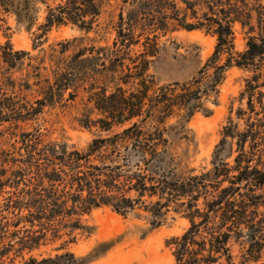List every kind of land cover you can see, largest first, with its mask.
Listing matches in <instances>:
<instances>
[{
	"label": "trees",
	"instance_id": "obj_1",
	"mask_svg": "<svg viewBox=\"0 0 264 264\" xmlns=\"http://www.w3.org/2000/svg\"><path fill=\"white\" fill-rule=\"evenodd\" d=\"M14 1L0 0V12L12 11ZM38 1L45 5L41 25L45 31L68 24L90 31L101 14L98 0ZM120 1L130 9L124 16L120 8L115 25L110 79H114L117 67H123L129 49L140 44L146 33L152 38L145 37L143 56H155L160 34L180 29L214 36V52L196 77L161 87L153 96H148L150 87L142 78L143 70L138 88L133 91L116 85L110 94L105 88L93 94L95 108L105 115L102 129L131 124L111 136L94 139L84 152H67L64 146L55 152L54 166L38 169L37 184L22 220L31 226L37 223L44 230H55L54 222L79 230L78 216L104 206L122 216L141 209L150 215L151 226L157 228L172 207L190 221L181 236L167 242L174 247L175 264H231L228 244L232 234L259 244L257 233L264 227V217L257 212L264 203V0ZM29 3L19 0L18 7L28 10ZM236 26L247 36L241 52L234 46ZM24 54L10 52L3 59L13 62ZM233 67L248 76L238 97L241 106L234 111L235 117L230 108L222 127L211 167L199 174H176L167 160L168 142L159 126L181 111L185 121L199 111L209 115L201 99L217 96L225 73ZM147 121L156 125L154 130L143 128ZM223 152H227L225 156ZM243 228L248 232L244 234ZM38 238L27 236L24 248L31 250V241ZM24 264L78 262L65 253L39 261L31 258Z\"/></svg>",
	"mask_w": 264,
	"mask_h": 264
},
{
	"label": "rangeland",
	"instance_id": "obj_2",
	"mask_svg": "<svg viewBox=\"0 0 264 264\" xmlns=\"http://www.w3.org/2000/svg\"><path fill=\"white\" fill-rule=\"evenodd\" d=\"M98 1L101 14L90 31L72 24L45 31L41 27L45 5L38 0H30L28 10H21L15 0L12 11L0 12V264H24L31 258L39 261L65 253L72 254L78 264H175L174 247L167 242L190 227L184 213L172 207L157 228L141 209L122 216L104 206L78 216L79 230L63 228L57 222L52 227L55 230H44L22 220L38 169H51L55 152L62 146L67 152H84L94 139L111 136L131 124L102 129L105 115L95 108L93 94L104 88L110 94L116 85L133 91L143 70L142 78L150 87L148 96H153L161 87L196 77L214 52V36L180 29L160 34L155 56H143L142 43L146 36L152 38L146 33L110 79L115 25L120 8L125 16L130 7H123L120 0ZM195 32L197 36L189 35ZM246 37L236 26L235 51L245 49ZM10 52L25 54L4 62L3 56ZM126 74L131 77H124ZM247 76L243 70L230 68L218 95L201 99L209 115L199 111L185 121L181 111L159 126L168 142L167 160L176 174H199L211 167L230 108L235 117L234 111L241 106L238 97ZM155 126L149 121L143 124L145 130ZM257 212L264 217V203ZM262 230L257 233L259 244L232 234L228 244L231 264H264V227ZM27 236L39 237L31 241V250L24 248Z\"/></svg>",
	"mask_w": 264,
	"mask_h": 264
},
{
	"label": "bare ground",
	"instance_id": "obj_3",
	"mask_svg": "<svg viewBox=\"0 0 264 264\" xmlns=\"http://www.w3.org/2000/svg\"><path fill=\"white\" fill-rule=\"evenodd\" d=\"M189 35H190V36H197L198 33H196V32H195V33H190Z\"/></svg>",
	"mask_w": 264,
	"mask_h": 264
}]
</instances>
